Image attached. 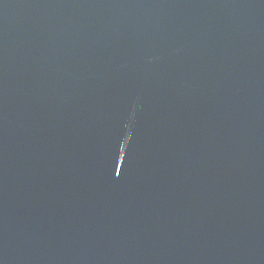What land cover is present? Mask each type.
<instances>
[{
    "label": "water",
    "instance_id": "water-1",
    "mask_svg": "<svg viewBox=\"0 0 264 264\" xmlns=\"http://www.w3.org/2000/svg\"><path fill=\"white\" fill-rule=\"evenodd\" d=\"M0 264H264V0H0Z\"/></svg>",
    "mask_w": 264,
    "mask_h": 264
}]
</instances>
